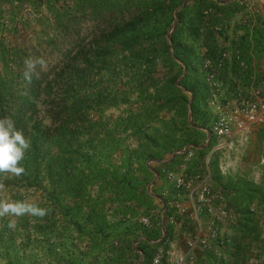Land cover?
Here are the masks:
<instances>
[{
    "label": "trees",
    "instance_id": "obj_1",
    "mask_svg": "<svg viewBox=\"0 0 264 264\" xmlns=\"http://www.w3.org/2000/svg\"><path fill=\"white\" fill-rule=\"evenodd\" d=\"M41 1L46 2L49 12L67 32L70 27L62 24L61 0ZM94 1L95 10L110 12L111 17L94 25L89 44L80 45L78 51H74V45L70 46L58 63L41 69L38 79L34 75L31 84L24 80L23 73L8 69L0 73V117L10 116L17 128L31 138V147L22 162L26 174L16 180L43 192L54 222L56 214L61 213L67 225L65 230L72 225V230L80 235L91 234L94 248L100 246L102 239L106 241L111 230L119 225L124 244L117 249L120 258L124 259L127 251L139 258L138 248L144 253L140 264H151L156 245L147 239H159L161 235L137 222L128 225V221L119 220L118 225L112 224L107 219L106 194L111 202L120 204L117 212L134 213L136 209L127 207L125 202L135 199L143 207L147 204L146 194L151 196L136 171L145 172L147 178L154 177L148 161L163 160L167 153L197 144L193 139L200 134L196 120L200 119L199 105L207 93L202 90L206 87L199 85L196 66L202 44L203 9L208 1L210 5L214 2L193 0V7L187 2L176 12L178 21L169 40L175 11L185 0H126L123 4L121 0ZM133 3L126 17L112 18L122 6ZM185 33L189 37L187 42L183 41ZM154 41L158 49L150 51ZM159 59L178 67L177 73L171 71L172 77L152 76L146 81L141 73L148 66L156 68ZM179 61L186 66L185 74ZM96 72L102 78L109 77L99 90L90 85ZM121 73L128 76L123 84L118 78ZM134 103L140 105L137 113L129 111L113 121L105 116L107 109ZM174 111L180 113V124L189 128L185 141L176 136L177 117L168 120L161 116ZM190 111L194 123L189 121ZM93 114L99 118L94 119ZM156 122L162 126L169 124L168 132H163ZM202 122L204 126L206 120ZM151 123L152 127H148ZM131 139L137 141L136 147L126 144ZM198 150L203 153L207 148ZM117 155L119 160L115 158ZM142 182L145 184L141 185ZM227 187L229 192H235L233 201L239 221L235 225L238 235L231 253L233 258L223 264H239L243 239L259 235L254 229L256 215L250 207L256 200L259 205L264 204V189L241 180H230ZM168 203L165 199L166 209ZM169 216L166 211V220ZM88 224L93 228L88 230ZM139 230L147 239L140 240L136 248L129 237L135 235V241L138 240ZM117 263L123 261L118 259Z\"/></svg>",
    "mask_w": 264,
    "mask_h": 264
},
{
    "label": "rangeland",
    "instance_id": "obj_2",
    "mask_svg": "<svg viewBox=\"0 0 264 264\" xmlns=\"http://www.w3.org/2000/svg\"><path fill=\"white\" fill-rule=\"evenodd\" d=\"M125 1L121 0V3L123 4ZM212 1L214 2L212 5L209 1L205 3L206 6L203 9L202 44L199 48L200 59L196 66L199 85L206 87L202 90L203 93H207L199 105L200 119L196 120L200 134L193 136L196 145L187 144L181 150L174 152L176 155H180L181 159L178 166L171 169L180 171V165L185 164V171L192 175L200 169L205 158L211 154L210 161L215 189L220 188L222 192L228 194L229 188L227 186H229L230 180L245 181L264 189V128L259 129L257 134L250 138L246 144L237 146L233 150L222 148L213 152L216 141L210 135V128L217 117L218 107L223 106L229 100L232 92L228 73L235 68L232 65L233 62L243 61V65L239 63L240 67L242 69L250 68L248 71L253 77L259 78L264 73V0H242L240 11L237 7L236 9L220 8L223 6L217 4L219 0ZM187 2L190 7L194 6L193 0H185L182 5L177 7L172 26L168 32L169 40L178 21L176 12ZM95 4L94 0H61L60 6L64 8L62 9L64 10L62 24L70 27L65 32L52 13L49 12L46 2L41 0H0V73L5 72L6 69L16 74L23 73L25 69L24 61L29 57L44 58L47 64L44 69H47L58 63L61 55L66 53L70 46L74 45V51H78L80 45L89 44L94 25L111 17L110 12L95 10ZM133 6L134 3L122 6V11L115 12L112 18L124 17L129 8L131 9ZM241 35L247 37L248 44L252 42L253 56L250 55L248 60L241 55L242 53L239 54L234 47L236 36ZM187 36V33L183 34V41L187 42L189 38ZM156 44L157 41L152 43L150 51L158 49ZM244 47L246 46L244 45ZM170 50L173 52V49ZM248 50L250 51L249 47ZM237 55H241L239 60L236 58ZM3 61H5V64ZM179 63L185 68V74L186 66L182 61H179ZM144 69L141 74L145 75L144 79L147 81L152 76L161 77L162 79L172 77L171 71L177 73L179 68L172 67L170 63L159 59L156 68L152 69L148 66ZM118 71L121 72V70ZM149 71H151L150 74ZM37 72H41L39 66ZM102 76H98L97 72L93 75L90 84L93 89L99 90L101 84H107L109 77L102 78ZM127 77V74L121 73L118 78L121 79L123 84L128 81ZM246 83L248 82H245L244 85H247ZM122 84L121 87H123ZM129 111L139 112L140 105L134 103L131 106L122 105L118 108H110L105 111V116L113 121L121 115L126 116ZM191 112H189V121L194 123L192 117L190 119ZM179 115L180 113L177 111H174V114L167 112L161 114L162 117L168 120L177 117L179 127L176 136L179 140L185 141L189 133L186 130L189 128L180 124ZM93 118L98 119L99 115L93 114ZM204 120L206 122L202 126L201 123ZM152 125V123L148 124V127H152ZM157 125L162 128L163 132H168L170 127L169 124L162 126L159 122ZM209 136L210 142H208ZM126 144L131 145L129 142H126ZM200 147L207 148V150L201 153L198 150ZM185 148L188 149H186L188 152L193 153L188 160L185 158V151L183 152ZM119 156L117 155L115 158L119 160ZM154 162L156 161L151 160L147 164L155 167L152 164ZM136 173L138 174L137 177L144 179L147 184L145 186L147 193L149 191L151 196L154 193L162 198L155 199L146 194L148 196L146 198L147 204L141 207L143 217L149 218V220L143 218L141 223L150 225L151 221L153 223L151 227L159 233V236L161 235L159 239H152L155 242L153 245L156 246L153 250L154 256L151 264H177L179 258L187 252V233L193 230L194 225L189 219L180 216L176 209L171 206L177 189L170 181L165 178L167 180L166 186L156 188L153 184L157 176L156 173L154 177L148 176L151 179L149 183H147L149 179L145 172L136 171ZM158 175L162 174L159 172ZM162 176L164 177V175ZM3 179L5 187L0 191V198L9 201L28 199L30 202L38 203L40 207H47L48 202L41 190L26 187L22 181L16 180V176L12 174H5ZM145 183L142 182L141 185ZM166 188L170 191V196L164 194ZM106 198V213L109 211V207H113V205L119 207L118 202L110 201L109 194H106ZM165 199H168L169 202L168 209L163 205ZM250 209L256 215L257 225L254 229L259 232V235H250L243 239L244 248L239 257V264H264V204L259 205L258 200H256L251 204ZM166 211L170 214L167 221ZM162 214L165 215V224H162ZM150 215H152V218ZM171 217H174L173 222H171ZM10 219L16 222L14 229L8 227ZM144 219H147V222ZM237 221H239V218ZM53 222L54 219L49 213L43 218L30 215L0 217V264H118V259L120 262L123 261V264L138 262L134 252L127 251L124 259L119 256L120 253L117 249L124 245L123 236H121L122 228L118 225L119 220L111 221L112 224L118 226L111 230L106 241H103V239L100 241L98 248H94L91 234L80 235L79 232L72 230V225L68 230H65L67 225H65L61 213L56 214L55 222ZM88 225V230L93 228L92 224ZM135 237V235L129 237L134 247L138 245ZM165 237L166 239L160 243ZM156 258L159 259L158 263L154 262ZM228 258L232 259L233 257ZM198 261L197 253L195 264H204ZM226 261L228 260H222L221 264Z\"/></svg>",
    "mask_w": 264,
    "mask_h": 264
},
{
    "label": "built area",
    "instance_id": "obj_3",
    "mask_svg": "<svg viewBox=\"0 0 264 264\" xmlns=\"http://www.w3.org/2000/svg\"><path fill=\"white\" fill-rule=\"evenodd\" d=\"M216 114L210 128V135L216 141L212 151L222 148L233 150L246 144L256 131L264 128V75L234 89L229 100L218 107ZM192 155L189 151L186 160ZM210 155L192 175L185 171V164L180 165V171L166 167L160 171L177 189L171 206L194 225L193 230L187 233V252L177 264H195L198 251L211 250L214 242L219 246H225L227 242L223 229L233 219L234 212L227 204L226 193L214 188ZM164 194L171 195L168 189ZM205 215L210 217L208 223L204 220ZM171 220L173 222L174 217ZM144 221L147 222V219ZM154 262L158 263L159 259H154Z\"/></svg>",
    "mask_w": 264,
    "mask_h": 264
},
{
    "label": "crops",
    "instance_id": "obj_4",
    "mask_svg": "<svg viewBox=\"0 0 264 264\" xmlns=\"http://www.w3.org/2000/svg\"><path fill=\"white\" fill-rule=\"evenodd\" d=\"M242 3V0H219L217 2V4L219 6H223V7H220V8H235L237 7V9L239 10L240 9V4ZM240 11V10H239ZM238 12V11H237ZM243 34V33H241ZM247 35V34H245ZM236 41L234 42L235 44V48L236 50H238V53L243 55L245 58H247L246 60H248L250 58V55L253 56L252 54V42L248 44L247 42V37H243V35L241 36H236ZM244 45L246 47H244ZM248 47L250 48V51L248 50ZM249 51V52H248ZM258 51V50H257ZM237 52V51H236ZM241 55H240V58H241ZM239 58V59H240ZM237 59V60H239ZM235 62V63H234ZM233 62V66L235 67L232 72H229L228 75H229V79L231 80L230 81V85L232 87V91L234 89H236L237 87H243L245 86V82H248L246 84H249L253 78H258V77H253L252 74H250V71H248V69L250 68H241L240 67V64L243 65V61H240L238 63V61H234ZM243 63V64H242ZM231 66V67H233ZM247 67V66H246ZM243 75H241L242 73ZM251 75V76H250ZM264 75V73L262 74V76ZM262 76H260L259 78H261ZM249 78V80H248ZM258 78V79H259ZM248 80V81H247ZM224 83V82H223ZM255 134H257V131L255 132ZM255 134L253 136H255ZM252 136V137H253ZM251 137V138H252ZM129 143H131V146L132 147H136L137 146V141L134 140V139H131L129 141ZM188 150V149H187ZM185 150V158H187V155H188V151ZM184 152V151H183ZM181 159V156L180 155H176V153H173V154H165L164 157H163V160H155L156 162L152 163L155 167H151L152 165H149L150 166V169L153 171V168H155V170H159L162 168V167H170V168H173V167H177L178 164H179V160ZM162 163H167L166 165L165 164H162ZM156 164V165H155ZM167 180L165 179V177H163L162 175L159 176V179L154 183L155 184V187L156 188H159V187H162L166 184ZM168 188V187H167ZM166 188V189H167ZM165 189V188H164ZM216 190L218 191H222L220 188H216ZM157 195V194H155ZM153 193V197L155 199H157L158 197H156ZM234 195H235V192L234 191H230L228 192V194H226V200H227V204L230 206V208L233 210L234 212V216H233V219L228 222V225H226L223 229V233L225 235V238L227 240L225 246H219V244H217L216 242L213 243V248L211 250H208V251H200L198 252V262L199 263H206V262H213L214 264H221L222 260H230L231 261V258L229 259L228 257H231V253L232 251H234V246L233 244H235V238L237 237L238 235V231H237V227L235 226L236 223H237V219L239 218V213H238V210L234 204V201H233V198H234ZM160 200V199H158ZM215 204L218 205V201H215ZM112 205V204H111ZM125 205L127 207H131V208H135L136 210H134V213H128V214H123V212H120V211H116L117 210V205H113V207H109V211L107 212V219L109 221H118V220H124V221H128V225L130 224H134V223H139L140 226H148L150 229H153L151 226L153 223H151L150 221V225H147V224H142L141 221L143 218H147L149 220L148 217H143L144 215H142V212H141V207L138 206V203L137 201L134 199V200H127L125 202ZM164 205V203H163ZM162 205V206H163ZM125 206V207H126ZM121 207V206H119ZM124 207V206H123ZM151 212V211H150ZM164 216L162 214V224L164 223L165 224V220H164ZM150 217L152 218V215H150ZM204 220L205 222L208 223V221L210 220V217L208 215H205L204 217ZM167 221V220H166ZM182 226V224H181ZM138 240L137 243L142 240V239H147L143 233L141 232V230H139L138 232ZM150 243L154 244L155 242L152 241L151 239H147ZM138 246H136L137 248ZM184 247V246H183ZM137 252H139V255L140 257L137 259L138 262L137 263H134V264H140V262L144 259V253L141 252L138 248H137ZM220 262V263H219Z\"/></svg>",
    "mask_w": 264,
    "mask_h": 264
},
{
    "label": "clouds",
    "instance_id": "obj_5",
    "mask_svg": "<svg viewBox=\"0 0 264 264\" xmlns=\"http://www.w3.org/2000/svg\"><path fill=\"white\" fill-rule=\"evenodd\" d=\"M23 78L29 84L33 76L39 78L37 67H47L44 58H26ZM31 147V138L26 136L22 128H17L15 121L10 116L0 117V191L5 187L4 175L12 174L16 177L26 174L23 160L27 150ZM49 213V209L40 207L38 203L30 202L28 199L9 201L0 198V217H22L30 215L43 218ZM15 220H9L8 227L14 229Z\"/></svg>",
    "mask_w": 264,
    "mask_h": 264
},
{
    "label": "water",
    "instance_id": "obj_6",
    "mask_svg": "<svg viewBox=\"0 0 264 264\" xmlns=\"http://www.w3.org/2000/svg\"><path fill=\"white\" fill-rule=\"evenodd\" d=\"M183 6H181L180 7V9L182 8ZM174 25H175V23H174ZM191 117H192V112L190 113V119H191ZM208 142H210V136H209V141ZM187 148H185L183 151H185ZM153 171L156 173V178L154 179V181H153V184L157 181V179H158V173H157V171L155 170V169H153ZM155 195V194H154ZM156 197H158V198H160V199H162L159 195H155Z\"/></svg>",
    "mask_w": 264,
    "mask_h": 264
}]
</instances>
